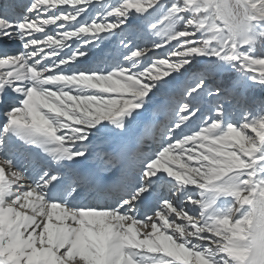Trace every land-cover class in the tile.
<instances>
[{"label":"snow or ice","instance_id":"6c2138e0","mask_svg":"<svg viewBox=\"0 0 264 264\" xmlns=\"http://www.w3.org/2000/svg\"><path fill=\"white\" fill-rule=\"evenodd\" d=\"M0 264H264V0H2Z\"/></svg>","mask_w":264,"mask_h":264},{"label":"rangeland","instance_id":"374dc122","mask_svg":"<svg viewBox=\"0 0 264 264\" xmlns=\"http://www.w3.org/2000/svg\"><path fill=\"white\" fill-rule=\"evenodd\" d=\"M16 49H17L16 46H14V45H11V46H10V51H15Z\"/></svg>","mask_w":264,"mask_h":264}]
</instances>
